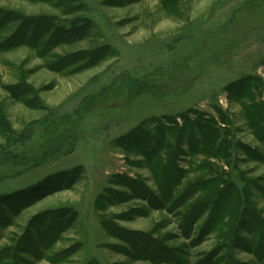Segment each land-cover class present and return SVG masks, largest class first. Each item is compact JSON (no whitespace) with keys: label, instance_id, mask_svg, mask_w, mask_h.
Masks as SVG:
<instances>
[{"label":"rangeland","instance_id":"obj_1","mask_svg":"<svg viewBox=\"0 0 264 264\" xmlns=\"http://www.w3.org/2000/svg\"><path fill=\"white\" fill-rule=\"evenodd\" d=\"M0 264H264V0H0Z\"/></svg>","mask_w":264,"mask_h":264}]
</instances>
